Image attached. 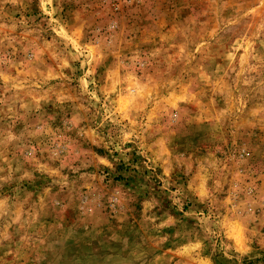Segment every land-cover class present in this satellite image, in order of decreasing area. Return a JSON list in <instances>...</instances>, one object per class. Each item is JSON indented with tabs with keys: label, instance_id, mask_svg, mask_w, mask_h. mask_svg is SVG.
<instances>
[{
	"label": "rangeland",
	"instance_id": "obj_1",
	"mask_svg": "<svg viewBox=\"0 0 264 264\" xmlns=\"http://www.w3.org/2000/svg\"><path fill=\"white\" fill-rule=\"evenodd\" d=\"M0 264H264V0H0Z\"/></svg>",
	"mask_w": 264,
	"mask_h": 264
}]
</instances>
